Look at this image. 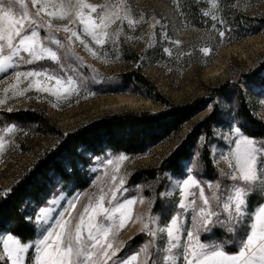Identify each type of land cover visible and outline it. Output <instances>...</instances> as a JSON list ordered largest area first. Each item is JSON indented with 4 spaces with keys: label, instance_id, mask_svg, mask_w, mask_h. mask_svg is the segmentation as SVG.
<instances>
[{
    "label": "snow or ice",
    "instance_id": "1",
    "mask_svg": "<svg viewBox=\"0 0 264 264\" xmlns=\"http://www.w3.org/2000/svg\"><path fill=\"white\" fill-rule=\"evenodd\" d=\"M173 4L181 22L173 31L195 27L185 11L195 6L207 40L185 47L167 20L148 16L133 0H0V110L15 111L10 102L20 98L59 109L97 95L93 86L115 77H105L77 48L110 64L122 59L124 43L144 42L138 67L157 47L179 66L193 47L206 64L214 47L236 39L225 19L239 7L233 0ZM245 83L251 91L244 95H256L251 115L261 127L232 97L218 98L207 104L211 123L197 133L195 147L177 162L161 161L152 180L128 184L125 162L134 157L124 151L102 148L97 155L84 147L65 158L49 176L50 192L25 202L22 229L0 223V264H264V72ZM17 134L28 131L0 122V162L19 147ZM12 191L0 190V198ZM130 225L143 236L136 245L121 238Z\"/></svg>",
    "mask_w": 264,
    "mask_h": 264
},
{
    "label": "rangeland",
    "instance_id": "2",
    "mask_svg": "<svg viewBox=\"0 0 264 264\" xmlns=\"http://www.w3.org/2000/svg\"><path fill=\"white\" fill-rule=\"evenodd\" d=\"M234 1L239 4V10L244 16L241 20V23L246 26L244 37L237 39V36L233 35L236 39L214 47V52L206 64L200 62L202 54L196 47H193V55L186 57V62L179 66L157 47V54L139 67L136 61L144 48V42L124 43L122 59L110 64H101L87 52L77 48L80 55L95 65L100 73L105 77H115V79L101 81L94 85L93 90L98 93L97 95L80 100L79 103L64 105L59 109L34 98H20L19 101H11L15 111L0 110V122L6 121L3 118L4 114L29 111L44 116L57 129L68 133L105 116L125 111L161 112L165 109L164 104L160 102L161 98H166L175 105H185L198 98H204L208 104L218 98L226 99L229 96L238 107L248 109L250 116L257 121L256 117L251 115V105L255 103L256 95L252 93L250 96H245L244 92L251 91L247 89L245 82L258 81L261 73L264 72V63H262L264 62V27L259 22L264 19V0ZM133 3L147 9L148 16L156 14L167 20L170 34L178 35L185 41V47L201 44L208 39V34L203 28L196 26L181 28L178 33L173 31L181 24L174 11L173 0H133ZM206 19L210 21V18ZM207 27L210 29V22ZM136 34L138 35L139 31ZM211 42L215 46L217 38L213 36ZM148 55L153 56L152 50H149ZM157 60H160L159 64ZM165 64L171 67L172 71H168ZM178 67L184 68L182 74L178 71ZM131 72L141 73L149 84L156 88V92L150 94L143 86L126 84L123 75ZM85 74H89L87 70ZM226 83L229 84L225 92L216 95L214 89ZM207 104L194 122L209 114ZM191 126L192 123L187 124L179 134L164 141L148 153L131 156L134 159L125 162L126 168L131 171L128 184L132 185L130 177L135 172L157 168L161 161L186 137ZM20 127L25 128L28 134H17L15 140L19 147L9 151L3 162H0V190L11 187L25 169L32 166L46 150L54 148L57 144L55 137L42 136L35 126ZM211 166L213 169L214 166L212 164ZM204 174L205 178H211L206 172ZM145 194H149L147 190ZM158 206L157 203L156 207ZM137 227L138 225H130L122 231L121 238L131 237L129 243L133 245L140 243L143 239L142 234L134 235Z\"/></svg>",
    "mask_w": 264,
    "mask_h": 264
},
{
    "label": "trees",
    "instance_id": "3",
    "mask_svg": "<svg viewBox=\"0 0 264 264\" xmlns=\"http://www.w3.org/2000/svg\"><path fill=\"white\" fill-rule=\"evenodd\" d=\"M182 2L186 5L188 0H182ZM233 2L236 3L234 0ZM185 11L187 12L188 22L196 27L203 28L205 31L206 26L201 20L198 9L193 6L189 10L186 7ZM225 19L233 29L232 35H236L237 39L243 38L246 26L241 23L244 16L239 7L233 9L230 15L225 16ZM259 22L264 27V19L259 20ZM123 79L128 85L143 86L150 94L156 92V88L149 84L141 73L124 74ZM228 84L218 86L214 89V93L221 95L225 92ZM160 102L165 106V109L161 112L125 111L105 116L98 121L91 122L68 133L57 129L44 116L29 111L4 114L3 118L6 122H16L23 127L35 126L37 132L42 136L55 137L57 144L54 148L46 150L32 166L24 170L18 180L11 186L13 191L8 197L0 198V223L8 225L9 228L22 229L21 214L26 217L28 213L24 211L25 202L29 200L39 202L40 196L45 192H50L48 185L52 171L59 170L64 159L70 156L74 157L75 153L81 148L86 147L97 155L101 154L99 150L102 148L124 151L129 153L130 156L144 155L164 141L173 138L181 132L184 126L192 123L186 137L162 161L174 163L185 156L190 148L195 147L193 141L197 133L201 129H206L207 125L211 123V121L206 120V117L211 113L194 122L208 101L204 98H198L185 105H175L166 98H161ZM248 115L253 127L260 128L261 125L249 113ZM206 159L209 162L205 172L209 175L212 166L209 157H206ZM158 167L162 168L163 163H160ZM156 169H142L135 172L130 177V184L134 185L142 180L147 182L154 179ZM80 175L86 178V172H82ZM78 187L87 188L88 184L78 185Z\"/></svg>",
    "mask_w": 264,
    "mask_h": 264
}]
</instances>
